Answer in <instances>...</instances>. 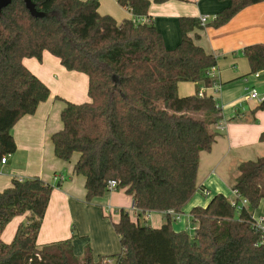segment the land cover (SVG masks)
Masks as SVG:
<instances>
[{"label": "trees", "instance_id": "1", "mask_svg": "<svg viewBox=\"0 0 264 264\" xmlns=\"http://www.w3.org/2000/svg\"><path fill=\"white\" fill-rule=\"evenodd\" d=\"M165 1L117 0L133 14L122 21L101 14L99 0H32L41 16H33L24 0H12L0 12V160L16 152L14 125L51 95L23 63L48 51L67 70L89 78V100L66 101L61 111L63 127L52 135L55 155L64 161L79 155L74 172L86 179L87 202L116 180V190L132 196L137 216L119 210L113 225L122 250L98 260L90 246L76 255L72 239L39 245L53 186L37 176L13 178L0 190V264H264L261 230L252 216L264 199V156L238 168L232 188L248 200L240 211L216 194L191 210L192 233L175 230L171 214L181 213L198 190L200 156L211 150L217 136L212 126L222 118L212 95L178 94L181 81L214 82L207 71L216 57L192 32L221 27L264 0H219L228 4L205 25L198 17H181L174 48H167L154 23L139 21L152 2ZM243 54L252 73L264 70V44L249 45ZM150 211L165 214L162 226L142 223ZM24 214L14 239L3 242L7 224Z\"/></svg>", "mask_w": 264, "mask_h": 264}, {"label": "crops", "instance_id": "2", "mask_svg": "<svg viewBox=\"0 0 264 264\" xmlns=\"http://www.w3.org/2000/svg\"><path fill=\"white\" fill-rule=\"evenodd\" d=\"M99 12L112 15L117 21L132 18L127 8L117 0H99ZM228 2L219 0H167L152 2L148 16L141 23H154L162 33L167 48H174L181 39V17H207L211 21ZM199 35L197 43L217 60L218 87H208L203 81L178 84L180 96L203 91L212 95L221 107L223 128L213 125L216 140L211 150L203 151L197 174L198 190L183 207L179 219L173 218L175 230L192 231L195 206H206L216 194L234 198L233 180L239 166L264 156V70L251 72L243 49L249 45L264 44V1L247 6L225 25H211L192 32ZM24 65L51 90L50 97L41 102L35 113L21 117L12 129L16 152L0 160V190L11 185L13 178L39 177L53 186L49 205L37 236V244L72 239L76 255H83L86 247L93 250L95 260L101 255L121 252V243L114 222L119 221L121 208L132 210L136 220L134 200L122 191H107L104 195L86 201L85 177L74 172L78 159L64 161L54 152L52 135L63 127L61 111L66 101L81 103L89 100V78L78 71L67 70L59 58L44 51L42 59L25 58ZM220 86V87H219ZM255 89L258 97H251ZM60 178L55 180V176ZM27 214L14 217L5 227L1 238L10 243ZM253 218L264 226V199L252 212ZM145 225L160 227L165 214L150 211L142 216Z\"/></svg>", "mask_w": 264, "mask_h": 264}, {"label": "built area", "instance_id": "3", "mask_svg": "<svg viewBox=\"0 0 264 264\" xmlns=\"http://www.w3.org/2000/svg\"><path fill=\"white\" fill-rule=\"evenodd\" d=\"M199 19H200L202 25H205V24L207 23V21H208L207 17H205V16H202V17H200ZM207 75H208L209 77H212V78L214 79L213 84H212L211 86H209V87H214V86H215V87H218V83H217V76H218L217 67H216V66L211 67V68L207 71ZM219 87H220V86H219ZM203 94H205L203 91H200V92H199V95L202 96ZM251 97H253V98L258 97V94H257V92H256L255 89H253V90L251 91ZM259 101H260V102H263V101H264V97H260V98H259ZM215 125H216L218 128H223V122H222L221 120H219ZM7 156H8V155H7ZM7 156H5V157L2 158L1 161H2L3 163L6 162V160H7ZM59 178H60L59 175H56V176H55V180H57V179H59ZM117 185H118V183H117L116 180H110V181L108 182V187H107V188H108V191L116 190ZM230 201H231L232 205L235 206L236 209H237L238 211H240V210L242 209L243 206H246V205L248 204V200H247L245 197H242V196H241L237 191H235V190H234V198H233L232 200H230ZM171 214L174 215V219H179V218H180V213H175V212L171 211ZM255 222H256V226L261 230V242L264 243V226H263L260 222H258V221H256V220H255Z\"/></svg>", "mask_w": 264, "mask_h": 264}, {"label": "water", "instance_id": "4", "mask_svg": "<svg viewBox=\"0 0 264 264\" xmlns=\"http://www.w3.org/2000/svg\"><path fill=\"white\" fill-rule=\"evenodd\" d=\"M12 0H0V12L2 11V9L6 6H8L11 3ZM27 9L30 11V13L33 16H41L43 15V13L38 12L34 3L32 2V0H24Z\"/></svg>", "mask_w": 264, "mask_h": 264}, {"label": "rangeland", "instance_id": "5", "mask_svg": "<svg viewBox=\"0 0 264 264\" xmlns=\"http://www.w3.org/2000/svg\"><path fill=\"white\" fill-rule=\"evenodd\" d=\"M195 114H198V113H195ZM212 128H213V126H212ZM77 156H78V154L77 153H74L73 155H72V157H71V159L73 160V159H75V158H77ZM70 159V160H71ZM121 191L123 190V189H120ZM120 190H118V191H120ZM110 192V191H109ZM125 209V208H124ZM128 210V209H127ZM129 212H131L132 210H128ZM193 223V225H195V223H194V221H192ZM142 223L144 224V222H143V220H142ZM151 224L152 223H149V225L148 226H151ZM193 230V229H192ZM191 233L193 232V231H190Z\"/></svg>", "mask_w": 264, "mask_h": 264}]
</instances>
